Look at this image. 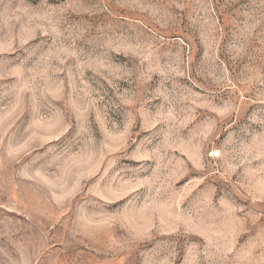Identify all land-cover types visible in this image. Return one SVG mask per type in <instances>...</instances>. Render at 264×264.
Masks as SVG:
<instances>
[{
	"label": "rangeland",
	"instance_id": "rangeland-1",
	"mask_svg": "<svg viewBox=\"0 0 264 264\" xmlns=\"http://www.w3.org/2000/svg\"><path fill=\"white\" fill-rule=\"evenodd\" d=\"M0 264H264V0H0Z\"/></svg>",
	"mask_w": 264,
	"mask_h": 264
}]
</instances>
